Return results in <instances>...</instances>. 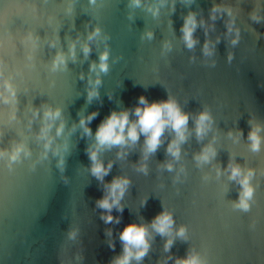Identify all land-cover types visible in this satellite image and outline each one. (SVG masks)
<instances>
[{"label": "water", "instance_id": "1", "mask_svg": "<svg viewBox=\"0 0 264 264\" xmlns=\"http://www.w3.org/2000/svg\"><path fill=\"white\" fill-rule=\"evenodd\" d=\"M214 5L222 10L212 19ZM189 13L197 20L191 49L181 31ZM58 54L63 63H54ZM141 95L171 97L188 114L178 158L167 151L171 127L147 155L143 133L97 146L100 123L124 110L135 121ZM205 111L210 127L198 137ZM94 112L89 135L80 120ZM209 147L215 155L198 160ZM90 149L112 165L103 180L91 172ZM230 164L252 172L247 211L235 206L243 188ZM118 177L129 181L123 211L114 207L105 223L97 201ZM161 212L173 219L166 235L151 227ZM130 223L148 227L150 245L130 264H176L190 254L203 264H264V0H0V264H113Z\"/></svg>", "mask_w": 264, "mask_h": 264}, {"label": "clouds", "instance_id": "2", "mask_svg": "<svg viewBox=\"0 0 264 264\" xmlns=\"http://www.w3.org/2000/svg\"><path fill=\"white\" fill-rule=\"evenodd\" d=\"M136 5H139L140 0H133ZM220 6H213V16L215 19V13L221 11ZM229 15L231 12L229 10ZM254 19L256 17H253ZM203 23V21H201ZM197 27V20L194 13H189L184 20L181 31L183 32V39L188 48H192L196 40L193 38V32ZM228 31H232V24L229 23ZM99 34V29L89 36L91 40L95 35ZM149 37L151 33L148 34ZM239 38V32L237 30L236 39L232 40L235 44ZM74 49V46H73ZM90 49L85 45L84 52L87 54ZM204 51L206 55L211 54V49L209 48L208 42H205ZM74 55V51H73ZM107 52H104L100 56L99 68L101 71H107ZM231 58V57H229ZM63 55H59L54 63H63ZM95 68V65H93ZM99 79L96 80V84H99ZM10 87V85H9ZM98 92L95 89L90 90L88 93L89 99L97 96ZM7 102V98H5ZM134 114L137 117L135 121L129 120V111L124 110L121 112L112 111L109 116H107L98 126L96 130V141L97 146H112V145H122L126 144L128 141L133 143L139 139V135L143 133L145 135V153H153L156 151L161 143V136L165 129L171 127L176 133V139L173 140L169 145L167 151L174 157H179V144L183 142L185 137V130L188 123V114L181 111L178 103L169 97L167 100L152 101L149 102L146 97L141 95L137 106L134 108ZM60 115L59 110L56 111L49 110L45 113L46 118L54 119ZM97 113H92L88 117H82L80 120V125L84 128L86 134H91V129L87 126ZM211 117L207 111L202 112L196 119V132L197 136H202L210 127ZM127 129V131H125ZM62 130L57 129V134ZM249 139L252 141V149L258 150L260 147V137L258 135V129L253 130L249 133ZM50 143V142H49ZM49 145L46 144L47 148ZM20 148L12 154V159L15 160L18 157ZM215 155L213 149L206 148L201 155L197 157L198 160L207 162L211 156ZM89 157L92 161L91 172L99 180H103L104 176L107 175L111 168V163H109L106 168L101 161L98 160L97 150H89ZM63 160H61V164ZM167 167L171 170L172 165L168 164ZM231 170L230 179H237L242 185L243 191L240 194L239 202L235 205L236 207L247 211L250 207L249 200L253 195V188L249 183L252 172L249 171L246 175L242 174L241 168L238 165H229ZM129 181L127 178H114L112 182L107 185V194L100 200L97 201V206L107 210L108 214L102 216L105 223H111L114 217L111 215V210L115 207L118 211H123L122 206H120V200L124 195ZM119 223V219H116ZM173 225V219L170 213L161 212L158 214L151 222V227L160 235L169 234L171 227ZM185 229L181 227L177 235L183 237ZM148 227L146 225H138L136 223H130L125 226L120 234V239L123 242L124 250L123 254L113 261V264H130V262L135 259L137 261L141 260L147 253L149 249V242L147 239ZM75 233H70V238L74 237ZM172 244V240H168L165 244V250L167 251ZM176 264H203L200 258L196 254H190L187 258L178 259Z\"/></svg>", "mask_w": 264, "mask_h": 264}]
</instances>
